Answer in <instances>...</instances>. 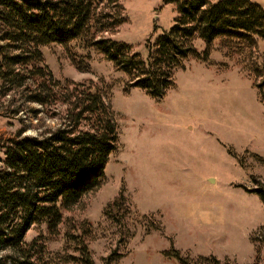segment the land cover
Segmentation results:
<instances>
[{"label": "rangeland", "instance_id": "1", "mask_svg": "<svg viewBox=\"0 0 264 264\" xmlns=\"http://www.w3.org/2000/svg\"><path fill=\"white\" fill-rule=\"evenodd\" d=\"M251 1L264 8V0ZM122 5L126 22L112 38L145 59L176 9L166 0ZM193 44L204 52L202 41ZM41 52L56 80L91 81L103 92L119 137L101 185L62 212L57 231L32 225L26 232V243L44 245L45 264H77L70 259L79 258L77 239L94 264H180L174 252L190 264H264V204L250 192L264 186V103L255 87L263 42L215 40L205 62L188 59L174 72L175 87L161 100L129 88V77L94 51L88 72L72 65L70 55L82 54L73 45ZM64 111L0 89V169L12 141L56 129ZM122 192L121 221L113 223L104 210Z\"/></svg>", "mask_w": 264, "mask_h": 264}, {"label": "trees", "instance_id": "2", "mask_svg": "<svg viewBox=\"0 0 264 264\" xmlns=\"http://www.w3.org/2000/svg\"><path fill=\"white\" fill-rule=\"evenodd\" d=\"M166 3L176 9L173 26L154 44L148 42L144 59L112 38L126 22L122 0H0V89L21 90L26 103L40 107L65 106L56 129L39 137H19L5 150L0 169V264H45L44 245L39 239L26 243V232L32 225H45L55 233L62 212L101 185L108 157L117 150L115 117L103 92L91 81L56 80L42 65V47L75 46L82 54H71L70 60L79 72H88L94 51L129 77V88L161 100L175 87L174 72L183 70L188 59L205 62L215 40L264 43V8L251 0ZM195 39L205 44L204 52L195 49ZM255 78L264 103V65ZM250 192L264 204V186ZM125 203L122 192L107 205L104 216L119 224L117 213ZM125 210L128 213V207ZM76 241L80 255L70 259L94 264L85 242ZM170 256L190 264L178 252Z\"/></svg>", "mask_w": 264, "mask_h": 264}]
</instances>
